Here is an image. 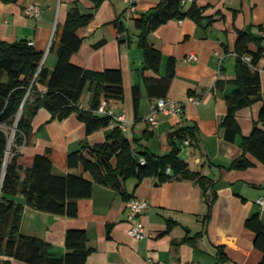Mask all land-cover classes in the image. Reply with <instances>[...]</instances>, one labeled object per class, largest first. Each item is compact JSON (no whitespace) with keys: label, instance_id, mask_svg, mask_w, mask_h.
I'll list each match as a JSON object with an SVG mask.
<instances>
[{"label":"crops","instance_id":"obj_1","mask_svg":"<svg viewBox=\"0 0 264 264\" xmlns=\"http://www.w3.org/2000/svg\"><path fill=\"white\" fill-rule=\"evenodd\" d=\"M195 1L206 6L200 22L189 17L173 18L149 33V41L162 53V62L159 73L147 70L143 74V50L135 20L160 0H138L133 12L127 10L124 0H105L96 10L90 0H0V37L10 42H32L44 52V66L50 71L58 62L56 30L64 25L70 9L77 6L82 13L94 12L92 22L77 31L84 41L71 62L92 71L122 70L124 98H110L108 107L114 116H126L128 131L124 134L136 140L139 149L167 154L169 133L183 126L196 127V139L183 145L181 156L191 171L212 179L206 192L195 179L182 177L163 182L155 177L141 181L130 178L120 189L95 183L92 195L78 201L76 217L26 206L20 231L47 242L53 257L63 258L68 252V230L82 229L87 232L90 248L85 264H149V259L157 264H260L263 252L256 247V233L246 221L257 214L264 224V207L259 203L264 199V163L247 153L253 165L244 170L228 167L244 154L243 137L257 123L262 103L237 112L240 133L234 141L225 138L222 122L227 114L226 96L236 86L238 31L264 37V0H186L184 9ZM30 4L40 8L39 16L26 14ZM191 53L198 60H189ZM170 58L176 66L166 97L180 103L183 110L174 116L159 113L158 124L151 128L146 118L157 97H149L144 79L164 76ZM260 65L264 67V57ZM261 78L264 92V70ZM136 84L141 86L137 108L133 95ZM38 88L42 93L47 90L42 84ZM92 96L88 82L80 99L84 109H92ZM190 96H200V103L188 101ZM29 120L32 129L18 147L21 165L27 167L35 155L48 153L55 174L73 173L92 179L82 164L70 168L69 154L80 151L92 158L91 147L104 143L112 127L88 134L76 112L60 119L45 108ZM213 192L217 197L212 203ZM132 197L150 204L141 215L150 233L145 239L138 240L128 232V200ZM196 234L199 238L191 240ZM220 247L225 259H220ZM12 264L26 263L12 259Z\"/></svg>","mask_w":264,"mask_h":264},{"label":"trees","instance_id":"obj_2","mask_svg":"<svg viewBox=\"0 0 264 264\" xmlns=\"http://www.w3.org/2000/svg\"><path fill=\"white\" fill-rule=\"evenodd\" d=\"M17 2L18 0H3ZM96 10L105 0H90ZM184 0H160L159 4L144 12L135 20L139 30L138 44L143 50L144 67L142 73L153 70L159 73L162 53L149 41L148 35L158 26L173 18L189 17L200 22L206 6L193 2L189 9H184ZM94 19V12L82 13L77 6L70 9L61 28L56 30L59 41L58 62L53 70L44 66V52L37 50L27 40L10 42L0 37V264H12V259L26 264H85L90 252L88 235L85 230L70 229L66 234L68 252L63 258L53 257L49 244L37 237L20 231L24 208L29 206L39 211L76 217L78 201L92 195L95 183L110 185L120 189L123 181L136 178L155 177L163 182L175 178L195 179L206 192L212 186V179L191 171L188 163L181 156L183 142L197 137V128L179 127L169 133L170 151L158 155L147 148L139 149L136 140L131 141L119 127H114L107 134L106 141L91 147L92 158L80 151L69 154L70 168L80 164L92 179L83 175L54 173L53 162L48 153L37 154L32 163L24 167L18 161L21 146L32 129L30 117L40 108L47 109L53 116L66 118L76 112L86 125L88 134L107 127L112 120L110 115L97 112L102 100L124 98L123 74L119 68L104 71H92L81 68L71 62L84 38L77 31L88 26ZM119 18L114 21L118 25ZM121 31H123L121 25ZM264 37L254 36L245 30H239L235 46L237 57L235 88L227 94V114L222 126L225 138L234 141L240 133L237 112L261 102L257 123L251 133L243 137L244 154L235 159L228 169L244 170L253 165L246 156L251 153L264 163V92H262L260 65L264 57ZM254 43L256 48H251ZM250 55L251 64L242 57ZM175 60L170 58L164 76H145L149 97H166L175 75ZM93 90L92 109L80 107V99L86 85ZM39 84L46 92H40ZM134 104L137 108L141 98V86H133ZM17 127L15 144L6 162L9 147L7 128ZM191 143V141H190ZM145 163L141 164L140 159ZM167 167L171 172H166ZM21 197L23 200H19ZM217 193L212 194V203ZM246 226L256 233L255 245L263 252L260 264H264V224L255 214L246 221ZM199 234L190 238L196 241ZM220 259L226 255L219 249Z\"/></svg>","mask_w":264,"mask_h":264},{"label":"built area","instance_id":"obj_3","mask_svg":"<svg viewBox=\"0 0 264 264\" xmlns=\"http://www.w3.org/2000/svg\"><path fill=\"white\" fill-rule=\"evenodd\" d=\"M138 0H124V2L127 4V10L129 12H133L136 10ZM186 0H184L183 3H185ZM26 14L28 16H39L40 15V8L36 4H30L26 8ZM264 36V33H263ZM29 44H33L32 42H29ZM236 55V53H234ZM189 60L196 61L198 60V57L196 54L191 53L188 55ZM242 59L251 64L252 57L250 55H244ZM44 63V59H43ZM256 68H259L260 71L264 70V67L261 65L256 66ZM188 101L193 103H200L201 97L200 96H190L188 98ZM108 99L102 98L99 107L97 108V112L105 115H110L112 117V120L109 123V126L119 127L124 133L128 131V120L125 115H119L114 116L113 112L108 107ZM80 107H82L81 104H79ZM183 110V106L180 103H177L176 101L169 99L168 97H160L156 100V104L152 110V112L149 114V116L146 118L148 125L151 128H154L158 124V114L159 113H165L168 115H178ZM184 145H189L190 141L185 140L183 142ZM140 163L144 164L145 159L141 158ZM166 172H171V168L167 167ZM259 203L264 207V199H259ZM150 204L148 201L138 198V197H132L128 200V215L127 219L130 223L129 228V234L133 237H135L138 240L145 239L150 236V233L146 230L145 225L143 224L141 220V215L143 212H145L147 209H149ZM149 264H157L156 261L153 259L148 260Z\"/></svg>","mask_w":264,"mask_h":264},{"label":"rangeland","instance_id":"obj_4","mask_svg":"<svg viewBox=\"0 0 264 264\" xmlns=\"http://www.w3.org/2000/svg\"><path fill=\"white\" fill-rule=\"evenodd\" d=\"M8 131H9V147H8V150H7V155H6V162L8 161L9 159V156L11 154V149L12 147H14V144H15V130L12 128H7ZM184 151V150H183ZM185 156V154H184Z\"/></svg>","mask_w":264,"mask_h":264},{"label":"water","instance_id":"obj_5","mask_svg":"<svg viewBox=\"0 0 264 264\" xmlns=\"http://www.w3.org/2000/svg\"><path fill=\"white\" fill-rule=\"evenodd\" d=\"M13 129L16 131L17 130V127L15 126V127H13Z\"/></svg>","mask_w":264,"mask_h":264}]
</instances>
